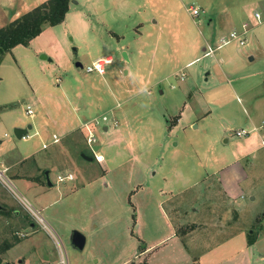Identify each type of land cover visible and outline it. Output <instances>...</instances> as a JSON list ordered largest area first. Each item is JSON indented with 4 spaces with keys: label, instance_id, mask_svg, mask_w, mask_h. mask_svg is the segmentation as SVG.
Here are the masks:
<instances>
[{
    "label": "rangeland",
    "instance_id": "obj_1",
    "mask_svg": "<svg viewBox=\"0 0 264 264\" xmlns=\"http://www.w3.org/2000/svg\"><path fill=\"white\" fill-rule=\"evenodd\" d=\"M75 1L76 5H71L66 26L57 28L51 36L39 41L37 46L34 43L30 48L16 52L20 69L31 70L35 90L33 92L26 87V83L21 85L10 74V70L7 71L0 86V95L14 98V103L11 106L13 110L4 118L5 126H0V137L8 140L15 154L41 151L42 144L35 135V129L29 132L30 138L18 140L14 135L15 126H11L14 120L27 116L28 107L34 113L35 110L39 111L38 108L44 109L56 125L66 113L74 115L75 107L83 109L84 102L87 105L90 98L94 102V99L101 97L107 100L108 107L105 110L108 108L109 111L113 107L109 112L97 110V118L93 122L99 121L100 125L94 122L93 127L96 128V143L102 146L98 153L108 156L106 167L110 169V175L106 179L99 175L95 181H83L80 179L82 174L75 168L79 174L74 182L56 183L59 175L64 176L68 172L75 174L74 168L67 167L70 166L68 158H64L55 149L56 146L42 152L52 162L51 168L45 164L36 170L30 162L20 163L17 156H6L5 166L0 163V168L9 166L7 176L18 193L40 211L58 239L41 232L42 229L24 207L0 184V205L7 209V215L0 214V248H4L7 243L17 246L26 242L35 235H32L34 230L43 241L42 251L51 262L48 264H61L62 257L65 264H79V261H85V264H122L128 256H132L130 252L142 250L127 249L134 241L126 232L127 226L139 234L140 225L143 227L146 221L149 225L151 218L152 228L154 217L158 220L160 189L165 188L168 192V188H175L171 183L174 171L190 177V185L199 176L201 167L216 166L215 158H221V163L225 159L228 162L229 153L236 148V142L241 141L236 136L237 131L250 130L252 119L264 123V62L259 59L250 61V44L239 46L232 43L217 50L214 56H204L207 42L217 47L221 37L228 36L233 30H240L244 23L249 22L245 18H250L255 9L247 11V14H238V7L244 0H124L130 5L127 7L117 6L114 0ZM190 8L198 9L200 16L193 17ZM109 30L121 37H115L113 45H109L108 42L112 40L108 41L104 35ZM249 38L248 35L247 41ZM123 52L128 54L130 63H122L123 66L119 67L118 64L124 58ZM97 54L104 58L111 56L113 64L102 76L98 93L94 91L89 96L85 94L84 88L89 87L88 80H94L97 74H87L84 69L77 68L76 63H81L86 69ZM42 56L59 60L64 66L59 70L48 60H40ZM190 62L193 63L188 65ZM125 64L134 73L133 77L124 75ZM18 71L20 73L21 70ZM112 74L115 76L112 77ZM141 76L148 78L147 85H144ZM63 86H68L66 94L61 92ZM122 87L130 91L121 102L118 96L115 97L118 103L109 98L108 90L117 93V89ZM75 92L78 94L75 95ZM49 93L52 97H58L59 106L48 100L51 98ZM98 103L100 105L101 100ZM103 116L112 118L110 123L117 122V126L109 124L113 129L122 126L123 121L129 123L128 141L136 150L137 161L131 162L129 157L127 161L126 158L111 161L118 147L116 143L109 148L102 145L105 136L108 142H115L113 136L101 133ZM30 118L28 116L29 121H32ZM58 134L62 136L60 131ZM87 139L88 135L86 144L81 148L90 154L92 150L87 145ZM71 150L68 151V157L74 160L76 156L80 164L91 166L78 150V156L74 155V150L70 154ZM246 161L250 163L249 159ZM161 162L164 165L160 166ZM163 166L167 172H171L168 174V183L161 180ZM92 167L99 169L95 163ZM49 168L50 179L55 187L48 200L53 205L42 211L20 184L14 181V177L24 178L28 175L32 179L42 180L46 186L43 171ZM140 170L145 173L144 179L148 180L143 191L138 189L142 182L138 181L140 174L137 171ZM112 177H123L126 189L111 184ZM186 185L182 181L176 188L179 190ZM101 197L105 200L114 199H109L111 204L99 208ZM223 205L224 195L212 178L206 182L199 181L194 188L171 199L163 208L171 214L179 232L192 223L197 216L195 210H203V222L208 226L197 235L198 240L207 241L209 248H213L224 242L223 238L226 237L225 234L221 237L224 232L218 229L226 224L223 222L226 220L220 222L222 217L229 216L228 219L234 224L233 209L227 211L225 207L223 210ZM263 208L264 196L259 197L244 216V219H252L238 220L236 224L242 225L247 232H256L259 222L254 221L253 214L256 215ZM14 211H19L24 223L33 224L34 229L22 230L19 222L13 218ZM260 222L264 225V217ZM157 225L163 228L159 220ZM81 229L93 231V234L86 248L76 252L70 240L72 233ZM107 231L110 237H106ZM111 245H114L113 248ZM167 247L169 249H157L146 257L133 258L129 264H190V258H199L210 250L189 247L178 253L176 249H170L171 246ZM26 248L23 244L19 249H0V259L4 264H25L32 250ZM70 251H75L78 256H71Z\"/></svg>",
    "mask_w": 264,
    "mask_h": 264
},
{
    "label": "crops",
    "instance_id": "obj_2",
    "mask_svg": "<svg viewBox=\"0 0 264 264\" xmlns=\"http://www.w3.org/2000/svg\"><path fill=\"white\" fill-rule=\"evenodd\" d=\"M48 0H0V29L3 27H6L8 24L14 22L15 20L19 19L24 14L32 11L36 7L40 6L41 4L47 2ZM116 2L117 6H130L128 1L124 0H114ZM76 5V1L73 0L72 6ZM96 6H99L98 4ZM241 7H238L239 13L238 14H247V11L254 10V12H261L264 17V0H244L241 5ZM208 8V6H207ZM71 11L70 10L66 16V19L63 24L55 27H48L46 28L39 36H37L35 39H33L28 46L19 45L16 46L12 52L7 54L3 61L0 64V86L3 84L5 75H7V71L10 70V74L15 77V79L19 80L20 84L22 85L26 83V87L31 88L32 91L34 88L33 80L31 78V70L29 71V68H25L24 70L21 68L18 64L19 58H17V51L28 49L31 47L32 44H38L39 41H41L43 38H47L51 36L52 32L57 31V28H62L63 26H66L67 17ZM254 12L251 15L250 18L245 20H248L251 24V31L249 33V41L246 42V45L251 46L250 54V61H256L259 59V61L264 62V20L261 23H258L254 17ZM235 14V13H234ZM244 19V18H243ZM210 21L213 22V19ZM209 21V22H210ZM244 21V20H243ZM247 23V22H246ZM104 31V30H103ZM108 33V34H107ZM106 34V37L108 38L109 45H113L114 43L113 39L121 38L120 36L116 35L112 31H106L104 32V35ZM225 36V35H224ZM108 45V44H106ZM245 45V46H246ZM23 48V49H22ZM123 49V48H122ZM205 51V50H204ZM139 52V50H138ZM111 57V56H110ZM123 57L121 60V63L118 64L119 67H122V63H130V58L128 57V54L123 52ZM99 59H105L104 56H101V54H97L94 56L92 62L99 60ZM40 60H48L57 69H61V66H64L62 62L59 60L55 61L52 59H49L46 56V59L40 58ZM124 61V62H123ZM69 63V62H68ZM193 62H190L188 65L192 64ZM83 66V65H82ZM125 69L123 71L124 75L128 77H133L134 73L130 71V68L127 64L124 65ZM79 68V67H77ZM84 68V67H83ZM82 68V69H83ZM18 70H21L20 73ZM68 72V70H67ZM22 76V77H21ZM97 76V77H96ZM93 79L94 80H88L89 87L86 89L84 88L85 94L91 96V92L98 93L97 91L100 88V81L103 79L102 76L96 75ZM115 75L112 74V77ZM143 79L144 85H147L148 78ZM146 80V81H145ZM94 81V82H93ZM91 83V84H90ZM68 86H63L61 92L62 94L67 93ZM60 88V87H59ZM127 87H122L117 89V93L112 92V90H108V96L111 97L115 102L118 103L116 100V96L119 98V102H121L129 93L130 89ZM13 88L10 89L12 91ZM34 92V91H33ZM75 95L78 94L77 92L74 93ZM51 97L48 99L49 101H52L56 103V106H59L58 97H52L51 93L48 95ZM93 96V95H92ZM2 96L0 95V126L4 124L5 126V117L9 115L11 112V109L13 108L12 103L14 98H11L8 96ZM90 98V97H89ZM111 99V100H112ZM96 100V101H95ZM99 100H101V104L99 105ZM40 105V104H39ZM102 106V107H101ZM106 107H108L107 100L102 99L101 97H97L96 99L90 98L87 102H84V108L78 109L74 108V115H69L66 113V115L63 116L61 120H59V124L55 125L54 120L52 121L51 118L45 113L44 109L38 108V110H35V113L33 116H30L32 121H29L28 115L23 118H18L14 120L15 122L11 126H15V129H27L28 126H31L32 128L28 131L29 132L32 129L36 130V136L40 139V142L42 144L41 151H35L31 152L25 155L21 154H15L13 152V149L8 144V140L2 139L0 137V163L1 165H4L5 159L9 156L11 158H14L13 156H17L18 159H20V163L22 162H30L32 163L33 167L36 168V170H39L42 168L43 165L49 164V167L51 168V161L47 160L45 155H42L45 150H47L51 146H56L55 149L59 151L64 158H68V165L69 168H74V173L68 172L67 174H72L74 176V179L72 181H67L66 183L74 182L77 179V174L79 172L82 174L80 175V179H84L83 181H95V179L101 175V178L106 179L109 178L110 175V169L106 167L107 157L106 154H101L104 157V161L102 163H99L96 161L92 151L91 153L84 152L81 147L86 144V137L88 135V131L85 128V125L89 123L90 128L95 132V129L93 127L92 121L97 118V115L95 114L97 110L100 109V111L104 109V111L109 112ZM83 110L82 113L80 111ZM104 112L103 114H105ZM38 113V114H37ZM80 113V114H79ZM27 114V113H26ZM25 114V115H26ZM124 119V116L122 117ZM112 119V118H111ZM109 119L107 122H104V125L102 127V132L105 135H110L114 137L115 142H108L107 137L105 136L102 138L103 143L102 145H105L106 148H109L110 146H113L115 143L117 144L118 150L115 152V157L111 160L114 161L116 158H126L125 161H127V157H129V161L134 162L135 159L137 161V155L136 150L130 145V140L128 141V132L129 123L127 121L122 122V126L111 128L109 124H112L115 126L117 123L114 121L113 123H110V121H113ZM7 122V121H6ZM7 124V123H6ZM251 128L248 130L250 134L247 137L240 138L241 141H237L236 148H234L232 153H229V159L227 162V159L221 163V158H215V164L216 166H209V167H201L199 176L189 185L188 181L190 180V177L185 176L184 174H180L178 172H173L171 183L174 185L175 188L170 187L168 188V192H166L165 188L160 189L159 191V198L157 202V209L158 211V220L160 222L161 227L160 228L158 224L157 218L154 217L155 223L152 224V228L150 229V223L152 219H149V225L147 224V221L144 222V226L142 227L140 225L139 234H135L134 230L131 229L130 226H127L126 232L129 234V237L131 239L133 238L134 241H131V244L129 248L127 249H142L134 250L130 253L132 256H128L122 264H129V262L133 258L140 257H146L148 254L153 253L157 249H169L167 246H171L170 249H176V252L181 253V249H188L189 247H192L193 249H210L207 252H204L202 256L199 258H190V264H264V225L261 224L260 220L262 217H264V208L256 213V215L253 214V218L255 222H259L256 232H247L244 227L239 226L236 224L238 220L247 221V219L251 220L252 218L247 217V219H244V216L248 213L249 209L252 208V206L257 202V199L262 196H264V123H261L260 121L257 122L256 120L250 121ZM14 129V130H15ZM57 130V131H55ZM58 131L62 133V136L58 134ZM6 137V133L3 134ZM54 136L57 137V141L54 140ZM85 137L84 139L82 137ZM109 138V137H108ZM19 140V139H18ZM23 140V139H21ZM29 140V139H28ZM227 142V140H226ZM44 145H47V148H43ZM88 145V144H87ZM98 151L102 149L101 145H98ZM69 149L74 150V155L76 154V150L79 151L81 154L80 156L83 157V155L92 158V161H89L85 159L84 161L86 163H90V165L80 164L79 161H77V158L75 156V159L68 157V151ZM70 151V154L72 152ZM73 153V152H72ZM100 154V153H99ZM7 156V157H6ZM71 156V155H70ZM50 159V158H48ZM250 160L246 161V160ZM202 162V161H199ZM97 164L98 168L92 167L93 164ZM164 165V162L160 163V166ZM12 166V165H11ZM9 167V166H8ZM7 167V168H8ZM82 167L84 169H82ZM50 168L47 169L48 171H43V175L45 178V184L43 185L42 180L39 181L38 179H32L28 175L24 178H20L15 176L14 181L19 183L22 190L26 193V195L33 201L35 206L40 208L42 211H46L47 209H50L53 205L49 202L48 197L50 193L52 192V189L55 187V184L53 183V187H49L47 185L45 173L49 172L50 175ZM79 170V172L76 171V169ZM10 169V168H9ZM173 169V168H171ZM177 169V168H175ZM168 170L164 169L161 173V180H163L165 183H168L169 176L168 174H171V172H167ZM138 174H140L139 180L142 181L141 184L138 185L139 191H143L145 186H147V181L144 179L143 172L140 170L137 171ZM79 176V175H78ZM100 177V176H99ZM186 177V178H185ZM58 178V177H57ZM216 184H218V187L221 191V193L224 195L225 198V205H223V210L226 207L227 211L228 209L232 208L234 211L235 218H233L234 224H232L231 220L228 219L229 216H224L220 220V222L223 221L226 224L224 226H219L218 229L220 231L224 232L221 234V237L225 234L224 242L218 243L215 247L209 248V243L207 241L202 242L201 239L198 240V234L201 233L202 230L207 228V224L203 222L202 216L203 212L201 210H195V213H197V216L193 218L194 220L191 221L192 223H189V227H184L179 232V228L177 224L172 220L171 214L163 208V205L165 206L167 202L171 201V199H176L178 196L182 195L186 191L194 188L196 184H198L199 181H209L212 180ZM51 180V179H50ZM110 181V180H109ZM184 182L186 187L181 186L179 190L176 188V185L180 182ZM44 182V181H43ZM111 184H114L117 187H120L121 189H126L125 182L123 180V177L119 179H116L115 177H112ZM174 182V183H173ZM56 183H58L56 181ZM150 183V181L148 182ZM114 185L112 188H114ZM110 187V186H109ZM137 189V190H138ZM137 191L136 193H138ZM135 195V194H134ZM114 199V198H109ZM105 200L104 197H101L98 203L99 208H104V206L108 203L111 204V200ZM118 200V199H117ZM249 200V202H247ZM120 201V200H118ZM108 206V205H107ZM210 206V205H209ZM208 206V211H209ZM220 206H222L220 204ZM5 207V206H4ZM6 208V207H5ZM6 214L7 211H4ZM0 212V214H4ZM107 213V212H106ZM7 215V214H6ZM108 215V213H107ZM227 217V218H226ZM14 219H16L19 222V226L22 230L27 229H34V225L27 223L25 224L23 221V217L19 211H14ZM20 220V221H19ZM185 220V219H184ZM109 221H112V218H109ZM241 222V221H240ZM56 227V223H54ZM188 225V223H187ZM149 226V227H148ZM86 230V231H85ZM81 229L77 230L78 232L82 233L86 237V244L84 249L86 248V245L88 243V239L92 237L93 231H88L87 229ZM187 230V231H186ZM186 231V233H184ZM44 232V231H41ZM90 233V235L88 234ZM35 234V235H34ZM32 235L30 239L26 240L24 243H20L17 248L16 244L15 246H12L11 249H19L21 245L24 244L26 249H32L30 251L29 257L26 258L25 264H48L51 263L47 260V257H45V253L42 251L44 249V244L42 239L39 238L40 234H36L33 230ZM48 236V235H47ZM109 236V232L107 231L106 237ZM133 236V237H132ZM197 236V237H196ZM209 236V235H208ZM110 237V236H109ZM71 241V240H70ZM136 242V244L134 243ZM187 242V244H186ZM114 245H111L113 248ZM74 248V247H73ZM83 249V250H84ZM73 250V249H72ZM76 252H81L77 249H75ZM82 250V251H83ZM70 255L75 257L78 256L75 251H70ZM128 254V255H129ZM184 258H182L183 260ZM193 260V261H192ZM79 264H85V261L82 263L79 261ZM72 264H77L76 262H72Z\"/></svg>",
    "mask_w": 264,
    "mask_h": 264
},
{
    "label": "built area",
    "instance_id": "obj_3",
    "mask_svg": "<svg viewBox=\"0 0 264 264\" xmlns=\"http://www.w3.org/2000/svg\"><path fill=\"white\" fill-rule=\"evenodd\" d=\"M190 12L193 17H198L200 16V11L195 8H190ZM254 17L258 23H261L264 20L263 14L261 12H254ZM252 27L250 22L244 23L241 27L240 30H233L229 33L228 36L221 37L217 41V47H214L210 43H206V48H205V53L204 56H214L217 50H221L222 48L232 44V43H237L239 46H245L247 42V36L249 35ZM113 64V58L112 57H107L105 59H99L94 61L91 65L87 66L85 72L87 74H97L99 76H104L106 75L107 68ZM28 116H33L34 112L33 110L28 107L26 111ZM109 119L107 116L102 117L103 122H107ZM96 122V125H100L99 121H94ZM92 121V124H94ZM117 126V123H115ZM85 128L88 131V139H87V144L91 148L92 153L99 163H102L104 161L103 155L98 153V150L95 151V147L97 146V139L95 137L94 131L90 128L89 123L85 125ZM250 134L249 131H246L244 129L239 130L236 132V136L238 138H243L247 137ZM30 138L29 135H26L23 139ZM55 141H57V137H53ZM43 148H47V145H44ZM8 168L7 167H1L0 168V184L3 185L8 192L24 207V209L27 211V213L31 216V218L37 223V225L44 231L48 236L53 237L55 240L56 238L58 239L57 235L55 232L46 224L45 220L43 219L40 211L36 210L23 196H21L18 191L16 190L15 186L13 185L11 179L8 178L7 173H8ZM74 179V176L72 174H67V175H59L57 178L58 183H64L67 181H72ZM23 236V235H22ZM63 256V255H62ZM61 264H65V260L62 257Z\"/></svg>",
    "mask_w": 264,
    "mask_h": 264
},
{
    "label": "trees",
    "instance_id": "obj_4",
    "mask_svg": "<svg viewBox=\"0 0 264 264\" xmlns=\"http://www.w3.org/2000/svg\"><path fill=\"white\" fill-rule=\"evenodd\" d=\"M72 3L73 0H48L6 27L1 28L0 64L16 46H28L46 28L63 24ZM11 247L12 245L7 243L2 249L5 251ZM0 264H4L1 259Z\"/></svg>",
    "mask_w": 264,
    "mask_h": 264
},
{
    "label": "water",
    "instance_id": "obj_5",
    "mask_svg": "<svg viewBox=\"0 0 264 264\" xmlns=\"http://www.w3.org/2000/svg\"><path fill=\"white\" fill-rule=\"evenodd\" d=\"M75 53H76V51H75ZM42 59H46V56H42ZM76 67L83 68L81 63H76ZM31 128H32L31 126H28L27 129H15L14 135L17 139L21 140L28 134V131ZM96 150H98V147H95V151ZM83 157L89 161H92V158H90V157H87L85 155H83ZM45 177H46V181H47L48 186L53 187V183L50 180L49 172L45 173ZM6 210L7 209L4 206L0 205V212H4ZM71 244L75 249L82 251L85 247V244H86V237L82 233H80L78 231H74L72 233V236H71ZM5 264H10V263H5Z\"/></svg>",
    "mask_w": 264,
    "mask_h": 264
}]
</instances>
